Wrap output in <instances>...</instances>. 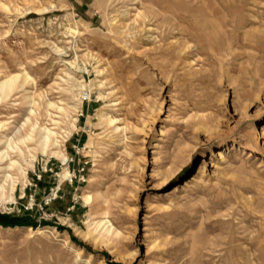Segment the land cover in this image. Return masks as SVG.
Returning a JSON list of instances; mask_svg holds the SVG:
<instances>
[{"label":"rangeland","instance_id":"rangeland-1","mask_svg":"<svg viewBox=\"0 0 264 264\" xmlns=\"http://www.w3.org/2000/svg\"><path fill=\"white\" fill-rule=\"evenodd\" d=\"M14 74L0 264H264V0H0Z\"/></svg>","mask_w":264,"mask_h":264},{"label":"bare ground","instance_id":"bare-ground-1","mask_svg":"<svg viewBox=\"0 0 264 264\" xmlns=\"http://www.w3.org/2000/svg\"><path fill=\"white\" fill-rule=\"evenodd\" d=\"M19 74H14V75H8L3 77L2 80H0V90L1 92H7L8 90L12 89L15 80L17 79V76ZM20 76V75H19ZM28 75H24V79H26ZM29 79V78H27ZM25 81V80H24ZM22 82V81H20ZM23 83V82H22ZM21 83V84H22ZM27 83V81L25 82ZM20 84V85H21ZM16 86V84H15ZM79 86H82L79 84ZM82 94V92H81ZM80 94V95H81ZM53 102L48 101L47 106H53ZM59 108V107H57ZM61 109V108H59ZM30 112L32 110L30 109ZM27 119V118H26ZM108 120V119H107ZM108 121L113 122V119H109ZM113 124V123H111ZM31 130L28 132L25 136H22L20 138L16 137V134L19 133V129H15V131L12 132V135L9 136H1L0 137V198L1 201L2 199L5 201L6 197H10L9 191H14V186L17 182V176H15L13 171L19 172L20 175H23L24 170L22 169L21 164L18 162L16 159H12L11 152L15 151V148L18 149L19 153L22 152V150L19 148L17 145V142H24L25 140H32V134L34 132L37 133V145L42 153H46L47 150H51V153H56L57 156L60 157V159L64 162L65 164V156L63 153H61L58 150H52L50 146L57 145L56 139H55V133L50 129L46 128L44 126H37L35 124H31ZM3 127V126H2ZM218 153L216 152L215 155ZM63 177H68V172L64 168L63 170ZM23 177V176H22ZM13 193V192H12ZM10 201V198H8ZM87 201L90 199L88 195H86L85 198ZM7 202V201H6ZM36 232H40V229H36ZM42 232V231H41Z\"/></svg>","mask_w":264,"mask_h":264},{"label":"built area","instance_id":"built-area-1","mask_svg":"<svg viewBox=\"0 0 264 264\" xmlns=\"http://www.w3.org/2000/svg\"><path fill=\"white\" fill-rule=\"evenodd\" d=\"M88 94H86L85 92H82V94L80 95V99H81V102H85L88 100Z\"/></svg>","mask_w":264,"mask_h":264}]
</instances>
